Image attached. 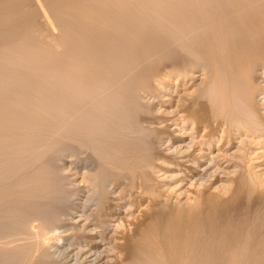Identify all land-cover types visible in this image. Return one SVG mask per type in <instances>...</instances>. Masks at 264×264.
<instances>
[{
  "label": "bare ground",
  "instance_id": "obj_1",
  "mask_svg": "<svg viewBox=\"0 0 264 264\" xmlns=\"http://www.w3.org/2000/svg\"><path fill=\"white\" fill-rule=\"evenodd\" d=\"M131 1L134 0H0V44L14 39L15 45L16 38L21 36L26 27L35 24L45 26L47 14L42 6L45 4L44 7L48 6L50 9L48 13L55 15L53 20L51 17L46 23L52 30L53 49L57 51L62 48V55L64 53L63 56L66 57L63 67L68 68L64 73L52 70L55 76L62 74L63 79L58 75L59 81L62 80L64 83L67 81L63 86L62 81L53 84L56 91H66L64 94L66 101L63 102L61 99L62 102H56L58 100L56 98V103L50 106L56 111L64 110L65 114L62 113L60 119H54L53 116L52 119H24L20 121L24 133L17 129L20 135L24 134L23 138H19L20 135L15 132V136L13 133L10 135L14 137L7 135L5 138L7 143L12 144L10 149L14 148V153L16 147L24 142L25 146L23 144L19 146L20 148L22 146L28 148V145L32 147L34 143L40 144V147L33 145L31 151L26 153L28 157H22L23 160L13 159V152L9 149L11 152L6 153L5 158L0 161V240H4L0 242L2 243L0 264H60L57 262L60 260L50 254L51 245L47 241L49 239L46 240L45 237L53 235L56 226L65 223L63 216L71 207L73 208L72 193L66 192L61 178L52 170L54 167L52 160L48 168H38L32 171L33 173L28 170L30 168L28 165L30 166L32 161L39 160V155L45 153V150L49 154V150L63 148L64 153L68 152L74 158L70 161L75 169L94 171V175L100 169L98 168L100 164L106 165L113 159L117 163L119 161L126 164L140 161L144 142L140 138L141 127L135 122L138 117L135 100L140 98L137 91L143 95L153 94L156 81L162 78L172 80L173 83L175 81V84L183 83L182 86H191L192 83L188 82L201 76L207 80H204V86L199 87L197 93H192L189 99H187L189 96H186V102L182 100L184 103L180 105L173 120L177 121L178 125L192 123V143L188 145V150L179 151L175 159L165 157L164 154L159 155L161 157L154 159L156 162L151 164L152 168L149 165L145 167L150 168L149 173L145 172L144 168L141 170L144 174L137 170L136 173L132 172L134 179L131 182L132 184L134 182L136 188L133 187L137 190V195L144 199L142 202H147L148 205L142 209L144 218L141 217L142 220L140 219L138 223L135 220V230H132L134 232L127 230L128 232H125L127 238L122 232L125 236L123 235L124 239L121 240L124 241L123 244L119 241L121 248L118 249L125 252L124 259L131 264H264V197L262 198L264 192L258 193L254 205L247 206L239 199L240 194L245 193L243 188H241L243 194L240 193L238 196L239 189L236 188V192L228 196V199H224L218 196L217 191L218 195L212 194L215 190H211L212 186L200 183L207 178L210 169L205 165L210 161L212 167L222 166V157L227 158L223 152L237 143L236 139L243 137L249 139L250 143H247L246 147H251L253 143L260 147L259 141L264 139L262 113L264 106L262 107L259 100V97L264 95V0H234L233 6L225 5L220 11L218 9L217 15L209 14L211 16L193 13L197 7L192 2L186 3L189 0L183 2L167 0L168 7L174 9L172 12L175 10L190 12L175 15V12L171 13V9L165 13L163 11L159 14L167 17V20L164 18L166 21L161 24L162 18H159L160 21L155 13V16L150 14V7L146 4L148 1L145 3L142 0L140 4H138L140 0L138 2L135 0L136 3ZM162 1L165 0L158 1L160 5L165 3ZM38 10L42 11L43 19L46 18L42 20L43 24L38 21L40 19L37 18L40 15L37 14ZM60 16L65 17L63 29L60 27L63 24L62 19L60 26L57 22ZM207 27L212 30L207 31ZM58 28L64 30L60 31L62 36L55 33L56 30L59 31ZM38 32L37 34L40 33ZM47 32L41 34L47 35ZM47 39L45 38L46 41ZM158 58L165 60L161 71H155ZM18 79L16 77L14 81ZM55 79L58 81L57 77ZM59 93V96H62L61 92ZM16 95L21 98L24 96L13 93L6 100H12ZM155 122L154 124L157 123ZM163 124L157 123L158 130L168 126V123ZM12 139L16 141L14 142L16 145ZM155 145L157 146L156 143ZM261 145L264 146L262 143ZM35 148L45 150L35 151ZM215 150L220 154L217 153V157L221 156V152L224 156L212 157ZM36 152L40 153H37L38 157L36 154L33 158L29 157V153ZM142 159L145 158L142 156ZM166 164L172 167L163 166ZM151 169L157 174L163 170L178 171V181L200 183V190L197 188V191L192 193L194 203L188 204L187 201L185 203L187 205H184V202L174 201V197L167 196L169 193L166 195L167 191L163 193L164 184L157 186L149 183L156 178L155 173L152 172L154 176L150 175ZM248 173L246 175H249ZM111 177L112 175H109L104 181L105 186L108 182L109 186L114 183L111 182ZM122 177L125 179L126 176ZM85 178L89 180V177ZM95 180L94 176L93 181ZM215 180L216 178L214 180L212 178L207 181ZM239 180L237 182L234 180L238 187L244 179L240 182ZM133 187L131 188L134 190ZM92 195L96 196L98 193ZM96 197H91V200L98 201L96 206L100 207L101 199ZM209 204L210 206L213 204V208L207 209ZM55 234L53 239L57 236V233ZM79 240L75 236V242ZM60 262L67 264V261Z\"/></svg>",
  "mask_w": 264,
  "mask_h": 264
},
{
  "label": "rangeland",
  "instance_id": "obj_2",
  "mask_svg": "<svg viewBox=\"0 0 264 264\" xmlns=\"http://www.w3.org/2000/svg\"><path fill=\"white\" fill-rule=\"evenodd\" d=\"M138 1L139 0H136V2H138ZM158 1L161 2V0H151V1L150 0H146V1L144 0L143 2H145V3L147 2L146 4H148V7H150L149 9H150L151 15H154V13H155L156 16L158 17L157 19L162 18L161 19L162 21L159 19L161 22L158 21V23L160 22V24H161L167 20V17H162V16H160L159 13H162L163 11H164L163 13L168 12V11H170L171 8L168 7L169 2L166 3L167 0L162 1V2L166 3L165 6H164L165 3H162V5H160V3ZM171 1H175V0H171ZM176 1L177 2L178 1L183 2L185 0H176ZM233 1L234 0H232V1L231 0H189L186 3L192 2L195 4V6L197 8H196L195 12L193 11V13H195L197 15H198V13L200 15H207V14L208 15L209 14L217 15V13L220 11V8H222V7L224 8L225 5H226V7H230V5L233 6L232 5ZM131 2L136 3L135 0L131 1ZM140 3H142V0H140L138 2V4H140ZM44 5L42 4L43 10L47 14V20L45 17H44L45 19H43V16L41 13L42 11L40 12L39 10H38V12H40V13L37 12V14L38 15L40 14L42 17L39 15V16H37V18L40 17V19L38 21L41 23L44 20H46L45 26L42 25L43 26L42 27V26H38L39 24L38 25L35 24V25H31L28 28L26 27V30H24L23 33L21 34L22 37L18 36L16 38L15 45H14V39L10 41L11 43L6 41L7 43L5 42L4 44H0V48H1L0 49V75L2 76V78L0 76V81H2V83L0 82V84H1L0 85L1 86L0 87V121L3 123V124L0 123V157H1L0 161H2L5 158L4 155L6 153L11 152L10 150H12V152H13V150H14V148L10 149V147H12V144H10L9 142L7 143V140H5L6 136L8 135V137H14L15 134H19L18 131L24 133L21 130L22 124H20V121H22L24 119H52L53 117H54V119H60L63 116V114H65L64 110L59 109L58 111H56V109H54L52 106H50L56 101V98L58 99L56 102L66 101L65 100L66 95H64L66 91L64 92V91L57 90L58 94L56 95L57 91L54 89V85H53L55 83H60V81H62V80L59 81V78L62 77V74L61 75H59L60 73L58 74L60 77H58V75L55 76V74L52 73V70L54 69V70H58L61 73H64L65 71L67 72L68 68H67V66H65V68H67V69H64V67H63L65 65V62H66V61H64L66 59V57L63 56L64 53L62 55V52H63V51H61L62 48H61V50L59 49L57 51L55 49H53V42H52L53 38H51V36H52L51 31L52 30L50 27L46 26L47 25L46 23H48L49 20H51V17L53 20V16H55V15H52V13L51 14L48 13V11L50 12V9L47 6L48 10L46 11L47 8H46V6L44 7ZM218 9H219V11H218ZM172 10H174V9H171V13L175 12V15H178L180 13L183 14L186 12H190V11H186V10L185 11L184 10H175L172 12ZM49 14H50V16H48ZM211 15H209V16H211ZM164 18H166V20ZM60 19H62L61 21L63 22V24L61 23ZM63 19H65V17L60 16L58 21H57L59 26H60V24H62V26H60L61 29H63V25L65 27V24H64L65 20H63ZM45 27H48L47 29H49V30H47ZM43 28H45V30ZM207 28H208L207 31L212 30L209 27H207ZM41 30H43V31H41ZM58 30L59 31H57V30L55 31V33L58 35H59L60 31L61 32L64 31V30L63 31L60 30V28H58ZM37 31H39V32L41 31V32L40 33L38 32L39 34H37ZM49 31H50V33H49ZM42 32H45V33L47 32V35L45 33H44L45 35L41 34ZM60 35L62 36V33H60ZM44 36H45V38H48L47 41L45 40ZM39 37L41 39H39ZM17 39L20 41H18ZM41 41H43V42H41ZM45 41H46V43H45ZM13 46H14V48H13ZM28 49H30V50H28ZM59 51H61V52H59ZM55 62L57 63V65ZM164 63H165V60L158 58V61L156 63L157 65L155 66V71L156 70H158V71L163 70ZM54 65L57 66L58 68L56 69ZM3 77H5V78H3ZM16 77L19 79L15 80L16 81L15 82L14 78H16ZM53 77H54V79H53ZM56 77L58 78V81H56V79H55ZM12 78H13V80H12ZM60 79H63V77ZM162 79L161 80L159 79V81H156L155 88L152 91L153 94L143 95V93H139L137 91L138 97H140V98H138L137 101L135 100L136 104L134 103L136 105V111H137V115H138L135 122H136V125L138 124V127L139 126L141 127L140 128L141 132L139 131V133L141 136L140 138L143 140L142 142H144V143H142V145L143 144L144 145L142 146L141 155L145 159H142V156H141L140 161L136 160L137 163L134 161L131 163L129 162L130 164H133V165H130L129 163H127V164L122 163L119 161H118V163L120 165H118V163L113 159L112 161H108V163H106V165L100 164L98 166V168H100V169L98 170V168H97L98 171L94 175V171L91 172L88 170L84 171V169H75L72 166L71 161H70L71 159L73 160L74 158L71 157V155H69L68 152L64 153L65 151L63 150V148H62V150L56 149V150H59V152H57L55 149H52V151L49 150V154H47L46 152H48V151L45 150V148L42 149L43 147L41 145L42 148H38L39 150H37V148H35V151L36 150L40 151L42 149V150H45V153H43V152H42L43 154L42 153L40 154L39 152H36L34 154L29 153L30 154L29 157L31 156L33 158V156L35 154H36L35 156L38 157L37 153L40 154L39 155L40 157H39V160L35 159V161H32L31 162L32 165L31 164H30V166L28 165V168L30 167L28 170H30L31 172L32 171L34 172L35 170H38V168H40V169H43L46 167L48 168V166L50 165L49 163L52 160V162H53V163L51 162L52 167L54 165V167H53L54 169L52 168V170H55L57 175L61 178L62 185H64L66 192L72 193V197H73L72 202H74L72 204L73 208L71 207L70 210H68L69 212L68 211L66 212V214H65L66 216L65 215L63 216L62 219H65V221H64L65 223L62 224V226L60 224L56 226V228H55V233H57L56 238L53 239V237H55V235H56L55 233L53 235H50V237H47V236L45 237L46 240L49 239L47 241L49 242V245H51V248H50L51 253L50 254H52V256H54V257H57L56 259H59L60 261H62L64 263L67 261L66 262L67 264H117V263L118 264H124V263L125 264H131L125 260L126 256L124 257V255H123V254H125V252L121 249H118V248H121V245L119 246V243H120L119 241H121V243H122L124 241L123 240L124 236L127 235L126 233L128 231L131 232L132 230H135V222L136 221H137V223L140 222L141 217L144 215L142 212V209L148 205L147 202H142V200L144 201V199H141L139 197V195H137L138 193H137V190L135 189L136 187L134 185V182H133V184L131 182V181H133L132 179H134L133 178L134 175L132 174V172L136 173V170H137L140 173L141 170H143V168H144V171L147 172L148 169H150V168L145 169V167H148V165H149V167H151V164L153 162H156V161H154V159L161 157L159 155L164 154L165 157H170L172 159H175L174 157H176L175 155L179 151L188 150V147L192 143V137H193L191 135L192 127H193L192 123H186V124L179 123V125H178L177 124L178 122L173 121V120H174V117H176V115L178 113L180 105H182L184 102H186V100L189 99L193 95L192 93H197V91L199 90V87H201V86L203 87L204 86L203 84H205L204 80H206L205 78H203V76H201V77L194 78L193 81L188 82L189 84L192 83L191 86H189V85H186V86L183 85L182 86L183 83L175 84V81L173 83L172 80H168L167 78H162ZM261 79L263 80V78H261ZM261 79H259V80L262 81ZM12 81H14V82H12ZM54 81H56V82H54ZM65 81H66V79H65ZM13 83H15L16 86ZM17 83L20 84L19 87H18ZM38 83H39V85H38ZM63 83L64 82L62 81L61 82L62 86L65 84V83L64 84ZM11 84H13V85L11 86ZM3 85H5V86H3ZM35 87H37V88H35ZM59 92H61L62 96L61 95L59 96V94H60ZM13 93L19 94V95H24V96L27 95V96L26 97L22 96V98H21V97L16 95L14 99L6 100L7 97L11 96V94L13 95ZM55 95H56V97H55ZM143 96H146V97L144 98ZM186 96L187 97L189 96V97L187 98ZM17 98H19V99H17ZM61 99H62V101H61ZM3 100L4 101L6 100L5 102H7V103L9 102V103L7 104ZM182 100H185V101L182 102ZM259 100H260V104L263 107L264 106V95L260 96ZM1 102H3V103H1ZM10 102H12L11 106H10ZM144 102H146V103H144ZM6 109H8L10 111H8V110L6 111ZM262 113H264V108L262 109ZM153 115H155L156 117ZM8 117H10V118H8ZM153 120H155V121L157 120L156 121L157 123L162 122V123H164L163 125L168 123L167 124L168 126H166V128L164 127V128H161L158 130V125ZM154 122L156 124H154ZM175 122H176V124H175ZM170 123H172V124L169 125ZM7 126H9V127L7 128ZM155 128H157V129H155ZM17 129H18V131H17ZM144 129H145V132H143ZM3 130H4V132H3ZM155 130L160 132V134ZM14 132H15V134H14ZM11 133H13L14 136H10V135H12ZM22 133H21L22 136L19 134L20 135L19 138H23L24 134H22ZM16 137H18V136H16ZM242 139L244 141H242ZM12 142L14 143L16 141L12 139ZM235 142H237V143H235L231 147L229 146L227 148V150H225L223 152V154L226 155V157H227V158L222 157L221 163H223L224 165L222 164V166H219V167L218 166L212 167V166H210V161L207 163V165H205V167H209L210 169H209V172L207 174V178L204 179V181L201 180L200 183L203 185L205 184V186H212L211 190L212 191L214 189L215 190L213 191V193L212 192L211 193L216 194V195L219 194L218 196H220L221 198H224V199H228V196H230L234 192H236V188L239 189V190H237V195L240 193L243 194L245 191V193L247 195L245 193H244V195L240 194L241 197L239 199H241L242 202H245L247 204V206L250 204L254 205L256 203L255 199H257V197H258V193L264 192V185H261L262 183L264 184V176H263L264 175V146L261 145V143L264 144V139H263V141L262 140L259 141L260 147L258 144L255 143L257 145V147H259V148H257L256 145H254V143H253L254 146L251 144V147H249V146L246 147L250 143V140L247 139L246 137H243L241 139L240 138L236 139ZM155 143L157 144V146L155 145ZM14 144L16 145V143H14ZM23 144H21V145H23ZM25 144L23 146H25ZM35 144L36 143H34L33 145H35ZM21 145H19V146H21ZM33 145H32V147H34ZM19 146L16 147L18 152L15 149V153L14 152L12 153V155H14L13 159L15 158L18 160V158H20L23 160L22 157H25L26 153L28 154V151L32 147H31V145H28V148H29L28 149L27 147L22 148L23 147L22 146L20 148ZM35 147H40V144L38 145V143H37L35 145ZM26 149H27V151H26ZM33 150H34V148H33ZM54 152H56V153H54ZM154 152L157 154L159 153L158 156H157V154L155 155ZM250 152H252V153H250ZM32 153H33V151H32ZM144 153L146 155H144ZM217 153L219 154V151L215 150V152L213 153L214 155L212 154V157L213 156L217 157L216 156ZM223 154L221 152V156H224ZM153 155H155V157ZM219 155L217 158L221 157ZM15 156H17V157H15ZM41 156H42V158H41ZM53 156H54V158H53ZM243 156H244V158H243ZM26 157H28V156H26ZM245 157H246V159H245ZM223 158H224V160H223ZM248 159H250L251 162ZM242 160H243V162H242ZM33 162H35V163H33ZM161 162H160V164H161ZM19 164H17V165H19ZM107 164H109L108 167H107ZM121 164H122V166H121ZM163 164H165V163H163ZM247 164H249V165H247ZM250 164H251V166H250ZM134 165L136 167L138 165H140L139 166L140 168L137 167L138 168L137 169V168H135ZM103 166L105 169L102 168ZM119 166L122 170L120 168H118ZM128 166H129V168H131V170L128 168ZM163 166H166L168 168L172 167L168 164L163 165ZM117 169L118 170L120 169L122 172L120 170L117 171ZM139 169H140V171H139ZM79 170H81V171H79ZM86 171L91 172L90 174L88 173L90 176L87 174ZM172 171L173 170H171V171L163 170L157 174L154 172V169H153V171L151 169L150 175L151 176L155 175L156 178L154 177V179H152V177H151L152 180L149 178L151 180L149 183L156 184L157 186L158 185L163 186V184H164V187H162V189H165L163 193L165 194L167 191L166 195L169 193V195H167V196H172L171 198L174 197L173 198L174 201L177 200L181 203L184 202V205H187V204H185V203H187V201H188V204H193L194 200L192 199L193 198L192 193H194V191H197V188L200 190L201 184L200 183L196 184V181H191V182L178 181V179H179L178 171H173V172ZM116 172H117V174H116ZM124 172L126 175L124 174ZM152 172L155 174L152 175ZM112 173H114V175ZM119 173H123L124 175L119 174ZM141 173L144 174L143 171ZM147 173H149V171ZM247 173L251 176L246 175ZM130 174H132L133 176L130 177ZM212 174H215L216 176L212 175ZM256 174H258V176ZM109 175H112L111 182H114V183L110 184V186H109L108 184L110 182H108L107 185L105 186L104 181L108 178ZM121 175L124 177L126 176L125 179ZM86 176H87V179L89 177L90 181L86 180V178H85ZM94 176L96 178V180H95L96 182L93 181ZM208 176H209V178H208ZM121 177L123 178V180ZM129 177L131 180L129 179ZM260 177H261V180H260ZM198 178H199V176H198ZM212 178H213V180L216 178V180L210 181V182L207 181L210 179L212 180ZM245 178H246V180H245ZM124 180H125V182H124ZM158 180H160V181H158ZM234 180L236 182L238 180H239V182L243 180L244 182L243 181L240 182L239 183L240 185L238 187L237 183H235ZM93 182H95L96 184ZM100 182H101V184H100ZM129 182H131V183H129ZM152 182H154V183H152ZM192 183H194V184H192ZM199 185H200V187H199ZM101 186H103V188H101ZM253 186H255V187L252 188ZM131 187H133L134 190ZM98 188H99V190H98ZM241 188H243L244 191ZM94 191H96L98 193V195H96L97 197L93 196V195L91 196V194L96 193ZM216 191L218 194L216 193ZM239 191H241V192H239ZM250 194H251V196H250ZM255 194H257V196ZM136 195L138 196V198ZM134 196H136V197H134ZM225 196L227 198H225ZM245 196H248V197H245ZM91 197H96V198L100 197L101 202H102L100 207L96 206L98 201L93 202L91 200ZM253 197H255V198L253 199ZM263 197L264 196H262V198ZM245 198L247 199L246 200L247 202L245 201ZM250 199H253V200H250ZM249 200H250V203H249ZM86 201L88 203H86ZM89 201H90V203H89ZM179 202H176V203H179ZM134 203H135V205H134ZM211 206L209 204L208 205L209 208H207V209L213 208V204H211ZM225 214L226 213H223V215H225ZM136 215H138V217ZM97 216H98V218H97ZM101 217H102V219L103 218L104 219L103 220L100 219ZM142 218H144V217H142ZM213 218L216 219V217H213ZM213 218H211V219H213ZM234 219L236 221H238V219H236V218H234ZM97 220H99V222H97ZM132 221H134V222H132ZM213 221L215 222V220H213ZM73 222H74V224H73ZM122 222L124 225L122 224ZM99 223L101 226L99 225ZM94 224H96V225H94ZM128 224H129V226H128ZM106 225H107V227H106ZM100 228H102V229L100 230ZM126 228H128V229H126ZM85 231H86V233H85ZM122 232L123 233L126 232L125 235L122 234ZM132 232H134V231H132ZM103 235L105 237H107L106 238L107 240L104 238ZM121 235H122V237H121ZM129 235H130V233H129ZM75 236L78 239H80L78 242H75ZM51 237L53 240L52 239L50 240ZM125 237L127 238L128 235ZM117 238H118V240H117ZM121 238H123V239L121 240ZM57 240H58V242H57ZM0 242H4V240H0ZM1 244L2 243H0V246H1ZM115 246H116V248H115ZM99 253L102 255H100ZM97 254L100 255V258H101V259L99 258L100 261H98L99 255H97ZM77 255H79V256H77ZM95 257L97 260H95ZM124 260H125V262H124ZM60 261H57V262L62 264ZM112 261H113V263H112ZM82 262H84V263H82ZM115 262H117V263H115Z\"/></svg>",
  "mask_w": 264,
  "mask_h": 264
}]
</instances>
